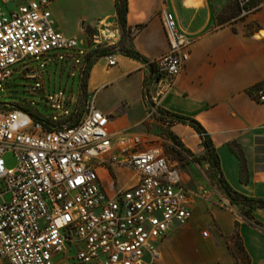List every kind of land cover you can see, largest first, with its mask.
<instances>
[{
	"label": "built area",
	"instance_id": "1",
	"mask_svg": "<svg viewBox=\"0 0 264 264\" xmlns=\"http://www.w3.org/2000/svg\"><path fill=\"white\" fill-rule=\"evenodd\" d=\"M54 1L0 0V262L56 264L65 254L74 264H155L172 226L193 215V191L163 147L143 133L111 132L110 116L93 96L75 124L62 117L69 114L62 92L47 95L46 104L59 113L44 118L1 96L16 73L69 58L85 69L90 52L119 37V24L91 36L66 35L55 26ZM237 2L240 17L254 11L253 0ZM164 25L169 50L145 63L144 98L154 110L190 59L192 40L174 14L165 12ZM102 57L108 66L118 64L116 53ZM33 88L43 85L35 81ZM256 97L264 102V84ZM8 151L17 156L13 168L5 165ZM113 169L138 180L120 186Z\"/></svg>",
	"mask_w": 264,
	"mask_h": 264
},
{
	"label": "crops",
	"instance_id": "2",
	"mask_svg": "<svg viewBox=\"0 0 264 264\" xmlns=\"http://www.w3.org/2000/svg\"><path fill=\"white\" fill-rule=\"evenodd\" d=\"M221 7L220 0H128L126 28L132 33L133 50L143 59L118 52V64L108 66L104 57L98 58L90 66L86 90L110 116L111 132H133L141 126L146 119L144 84L150 75L145 63L169 50L164 14H174L178 29L192 40L190 59L163 96L161 108L197 120L212 140L219 175L240 194L264 199V102L256 97L264 83V6L229 20H221ZM51 10L56 28L66 35L86 37L88 29L107 19L118 25L116 0H55ZM172 129L197 156L205 153L200 134L189 123L177 122ZM232 144L245 158L247 181L241 178L242 160ZM113 172L120 186L138 180L132 172ZM200 210L193 200V215L183 228L193 221L197 231L190 245L182 246L183 260L188 261L182 264H240L229 247L237 232L250 264H264V228L243 218L237 223V216L222 210L211 214V231L204 236L201 226L209 223ZM252 215L264 227V207L254 208ZM180 226L175 223L161 242L165 246L158 264L168 263L171 240ZM185 234L178 236L189 238ZM196 242L201 246L194 247Z\"/></svg>",
	"mask_w": 264,
	"mask_h": 264
},
{
	"label": "rangeland",
	"instance_id": "3",
	"mask_svg": "<svg viewBox=\"0 0 264 264\" xmlns=\"http://www.w3.org/2000/svg\"><path fill=\"white\" fill-rule=\"evenodd\" d=\"M220 2L222 6L220 15L221 20H229L240 16V7L237 0H220ZM262 6H264V0H253L252 7L254 11ZM116 21L118 23V19ZM111 22L112 19H107L102 22V25H111V27H115V24ZM119 26V37L114 40V43H104L93 52H90L89 55L92 56L88 57V65L85 69L82 67L81 63H75L72 58L62 62H50L42 69L25 71L22 74L16 73L12 83L6 87V92L2 93L1 96L6 98V102L11 101L15 106L22 107L35 116L44 118L47 117V115L59 113L46 104L45 99L47 95H55L62 92V97L64 98L61 99V103L64 109L69 110V114L63 113L62 117H64V119L67 117L66 119L69 121V124L77 123L83 117L85 106L90 98L86 90V85L92 63L107 54L124 53L125 50H133L131 46L132 33L129 32L126 27L124 28L120 24ZM98 28L99 27L88 29V36L98 31ZM35 81H40L43 88L40 90L34 89L33 85ZM263 84L264 83L259 85V87H262ZM151 110L154 109L146 102V119L143 124L133 130V132L143 133L147 135L150 140L161 145L170 158L171 163L176 165L183 173L188 187L193 191L191 195L194 200V206H201L200 217L209 223L205 226H201V229L211 231V214L222 210H228L233 213L234 216H237V223L239 222V218H243L244 220L247 219L245 211L248 210L250 202H245L240 196L235 195H233V197L239 200L232 203V205H227L223 200L226 196L231 200V197L217 182L220 176L213 166V163L217 161L215 154L210 151L208 152L205 148V153L197 156L192 150L187 148L180 136L172 129L173 124L178 122L177 118L161 107L155 109L152 115H148V112ZM52 125L53 124L47 122L48 127ZM3 157L6 167L13 168L17 165V156L13 151L6 152ZM217 183L218 186L215 185ZM180 225V227L175 228V237L171 240L170 259L166 264H182L183 262H188L183 260L184 256H182L181 250L182 246L185 244L190 245L189 243H191L197 231V226L193 221L190 222L187 229L183 228L186 224ZM259 227L264 228L261 225H259ZM180 232L187 233L185 236L189 238H181L178 236ZM241 244V240L234 234L231 245L243 255L239 247ZM164 246L165 243H162L160 248L164 249ZM193 246L199 247L201 243L199 244L196 242ZM69 254L71 255L72 253L70 252ZM206 257L208 258V256ZM54 261L56 264H74V261L71 259H65V254L57 255ZM160 261L161 255L155 264H158ZM0 264L8 263L2 261ZM76 264L80 263L77 262Z\"/></svg>",
	"mask_w": 264,
	"mask_h": 264
},
{
	"label": "trees",
	"instance_id": "4",
	"mask_svg": "<svg viewBox=\"0 0 264 264\" xmlns=\"http://www.w3.org/2000/svg\"><path fill=\"white\" fill-rule=\"evenodd\" d=\"M127 10H128V0H116V16L118 19V23L124 28L127 26V20H126ZM124 53L126 55L134 57V58L143 59V57L136 50H125ZM171 114L177 118L178 122L189 123L191 126H193L198 131V133L200 134V136L203 140V145L205 146L207 151L208 152L210 151V152L215 154L211 138L209 137V135H208L207 131L204 129V127L197 120H195L191 117H187V116L176 114V113H171ZM231 146H232L233 150L241 157V160H242L241 178L243 179V181H247L248 178H247V174H246L245 158H244L241 150L237 146V144H232ZM215 156H216V154H215ZM216 158H217V156H216ZM213 166H214L215 170L217 171V173L221 174L218 159H217V161H215L213 163ZM217 182L223 187V189L231 197L232 203H235V202H237V200H239V199L233 197V195L240 196L243 200H245V202L246 201L250 202L248 210L245 211V215L247 218L245 220L247 222H249L250 224L256 226V227H259V225L262 226L261 222L254 219V217L252 215V210L256 207H264V199L248 197L246 195L240 194L239 192L233 190L227 184V182L223 179L222 176L218 177ZM240 202H242V201H240ZM236 235L241 240V237H240L238 232L236 233ZM241 243H242V241H241ZM229 247L232 250L233 254L236 256V258L238 259L240 264L241 263L250 264L251 259H250L249 254L246 252L243 243L239 246L241 248V251L243 252V255L241 254V252H238L231 245V243H229Z\"/></svg>",
	"mask_w": 264,
	"mask_h": 264
}]
</instances>
